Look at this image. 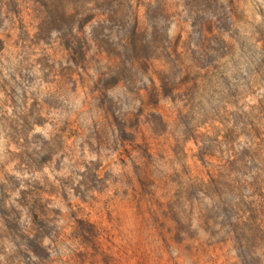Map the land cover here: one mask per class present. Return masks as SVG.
I'll use <instances>...</instances> for the list:
<instances>
[{"label": "rangeland", "instance_id": "obj_1", "mask_svg": "<svg viewBox=\"0 0 264 264\" xmlns=\"http://www.w3.org/2000/svg\"><path fill=\"white\" fill-rule=\"evenodd\" d=\"M0 264H264V0H0Z\"/></svg>", "mask_w": 264, "mask_h": 264}]
</instances>
